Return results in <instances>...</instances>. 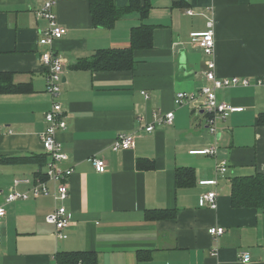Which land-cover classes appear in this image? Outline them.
Returning a JSON list of instances; mask_svg holds the SVG:
<instances>
[{
    "label": "crops",
    "instance_id": "crops-1",
    "mask_svg": "<svg viewBox=\"0 0 264 264\" xmlns=\"http://www.w3.org/2000/svg\"><path fill=\"white\" fill-rule=\"evenodd\" d=\"M147 1L144 20L132 13L107 30L93 28L86 0H55L56 22L67 31L52 48L64 61L58 101L67 127L56 139L68 158L61 167L72 170L69 198L62 203L71 226L65 240L55 238L44 220L56 207L49 196L5 203L13 180H28L17 187L28 193L37 179H45L46 164L42 169L0 164V207L5 210L0 264H55L60 252H92L97 264H244L238 255L248 252L247 264H264V211L234 208L230 197L232 178L264 174V125H256L264 115V86L216 92L219 103L243 110L219 119L215 137L207 133L198 95L208 60L218 78L264 77V0ZM114 3L123 7L128 0ZM39 8V0H0V72L31 88L0 95V158L42 155L47 163L39 134L52 99L39 62L45 49L38 40L47 26L35 18ZM209 22L211 58L190 42V35L206 32ZM142 24L152 28L151 48L133 52L130 71L73 68L97 51L128 48L131 29ZM180 92L195 94L196 101L175 106ZM168 112H173L172 124L146 133L153 115ZM120 134L134 137L133 148L113 152ZM214 145L216 157L191 154ZM91 159L103 160L107 171L97 173ZM139 160L151 161L153 168L139 169ZM222 161L227 172L220 176L215 169ZM184 169L193 171L191 187L176 186V173ZM214 178L216 187L198 185ZM212 190L214 209L201 200ZM147 210L173 217L149 220ZM211 227L225 232L213 238L207 233Z\"/></svg>",
    "mask_w": 264,
    "mask_h": 264
},
{
    "label": "built area",
    "instance_id": "built-area-1",
    "mask_svg": "<svg viewBox=\"0 0 264 264\" xmlns=\"http://www.w3.org/2000/svg\"><path fill=\"white\" fill-rule=\"evenodd\" d=\"M40 8L35 12L36 20H44L47 23L45 30L41 32L38 40L39 47L45 49L40 52L39 62L45 70V86L46 92L50 95L52 101L50 109L44 116L45 127L39 134V141L42 146L43 155L47 157L46 168L43 174L44 180L39 178L28 193H20L17 187L22 184H29L28 180L16 179L13 180L8 188V194L5 198V203L9 204L17 200H28L38 196H49L56 205L53 212L45 217V223L54 228V236L57 240H65L67 235L65 231L71 226V221L66 208L62 205L69 198V184L67 182L69 176L72 175L71 169H64L61 164L67 161V155L63 150V146L56 139L58 132L66 130V118L62 110L61 104L58 101L60 95V85L62 81L64 61L53 51V43L56 40L63 38L67 31L59 26L56 22L54 13L55 0H39ZM188 15H192L189 11ZM212 22L208 23V30L202 33H192L190 42L197 46L205 57L211 58L214 52V37L212 31ZM207 72L204 74V83L201 86L198 95L202 98L200 109L206 114V130L210 136L217 135V121L225 119L229 113H239L242 108H234L225 103H219L216 98V92L222 89L231 87H248L264 86V77L254 81L241 79L239 77L218 78L215 75V64L213 60L206 62ZM144 98H148L145 92H141ZM196 101L195 94L180 92L175 95L174 105L183 106ZM173 112H168L165 115H153V123L145 128L146 133H152L155 126L163 124H172ZM134 145V137L127 134H120L116 137L112 144L113 152L126 151L132 149ZM217 147L211 146L208 149L201 151H192L193 155H205L216 157ZM94 170L97 173H105L107 165L103 160H90ZM216 173L220 176L227 172V164L225 161L219 162L216 165ZM201 187H216L217 180L200 181ZM202 204L204 207L214 209L217 201V194L214 190L207 191L202 194ZM5 216V210L0 207V221ZM224 229L221 227H211L208 229V234L216 238L224 234ZM0 244H1V228H0ZM264 250V247H263ZM216 256V252L212 253ZM239 260L247 264L250 262V254L241 252L238 255Z\"/></svg>",
    "mask_w": 264,
    "mask_h": 264
},
{
    "label": "trees",
    "instance_id": "trees-1",
    "mask_svg": "<svg viewBox=\"0 0 264 264\" xmlns=\"http://www.w3.org/2000/svg\"><path fill=\"white\" fill-rule=\"evenodd\" d=\"M93 28L111 29L123 16L137 13L144 20L149 12L147 0H128L123 7H117L114 0H86ZM142 2V3H141ZM152 28L148 25H140L131 29L130 45L125 49H108L97 51L93 56L78 60L73 68L88 71H130L134 65L133 52L135 50L151 48ZM31 92L28 85L13 83L11 73L0 72V95L25 94ZM264 125V115H259L256 125ZM3 165H37L43 168L46 158L42 155L28 157H1ZM139 169H152L153 163L149 160L137 161ZM175 183L177 187H191L194 184L193 171L189 169L179 170L176 173ZM231 205L234 208H247L264 211V174L254 176L234 177L230 180ZM173 217L167 211H145V218L158 220ZM55 264H97L95 253L92 252H60L55 255Z\"/></svg>",
    "mask_w": 264,
    "mask_h": 264
},
{
    "label": "water",
    "instance_id": "water-1",
    "mask_svg": "<svg viewBox=\"0 0 264 264\" xmlns=\"http://www.w3.org/2000/svg\"><path fill=\"white\" fill-rule=\"evenodd\" d=\"M181 48V47H179ZM180 62L183 64V56L180 58Z\"/></svg>",
    "mask_w": 264,
    "mask_h": 264
},
{
    "label": "rangeland",
    "instance_id": "rangeland-1",
    "mask_svg": "<svg viewBox=\"0 0 264 264\" xmlns=\"http://www.w3.org/2000/svg\"><path fill=\"white\" fill-rule=\"evenodd\" d=\"M51 105V104H50Z\"/></svg>",
    "mask_w": 264,
    "mask_h": 264
}]
</instances>
